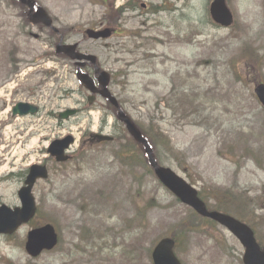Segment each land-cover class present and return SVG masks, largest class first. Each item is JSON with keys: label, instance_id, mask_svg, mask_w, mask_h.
<instances>
[{"label": "rangeland", "instance_id": "rangeland-1", "mask_svg": "<svg viewBox=\"0 0 264 264\" xmlns=\"http://www.w3.org/2000/svg\"><path fill=\"white\" fill-rule=\"evenodd\" d=\"M12 1L0 0V205H20L29 166L46 163L49 176L33 187V220L0 234V264H152L164 236L176 237L182 264H243L234 235L158 181L113 106L100 96L87 104L73 60L54 53L60 36L110 73L111 93L157 162L210 209L248 223L264 247V108L253 91L264 83V0H226L229 28L212 22L211 0H36L59 34L30 24ZM101 26L116 33L87 38L86 29ZM18 102L39 111L13 118ZM69 108L80 111L59 119ZM94 132L114 140L83 142ZM66 135L75 139L72 159L56 163L46 147ZM45 223L57 247L31 257L26 235Z\"/></svg>", "mask_w": 264, "mask_h": 264}, {"label": "water", "instance_id": "water-1", "mask_svg": "<svg viewBox=\"0 0 264 264\" xmlns=\"http://www.w3.org/2000/svg\"><path fill=\"white\" fill-rule=\"evenodd\" d=\"M24 2H29V6L31 7L30 10H32L34 3L31 1ZM209 13L212 20L220 26L228 27L233 23V14L229 10L225 0H212L209 5ZM33 22H43L45 26H50L52 20L44 8L38 7L34 13ZM86 33L89 38L100 39L108 38L111 35L112 30L111 28H104L100 30L87 29ZM75 46V44L67 45L59 43L57 51L65 53L71 59H76L78 62L77 64L80 66L83 65V62H81L83 59H87L92 62L96 61V57L94 55H84L73 52ZM77 77L78 80L92 92V95L89 96V101L91 103L92 98L94 97L93 93L96 91V89L92 87V84H94L93 80L88 76V74L83 72H79ZM109 78V74L105 71L101 72L99 75L100 82L103 85L100 95L108 98L113 105L118 106L117 100L111 96L106 87ZM253 91L260 104L264 107V83H256ZM37 110L38 108L32 104L18 102L12 108V114H34ZM76 112V109H67L59 113L58 117L60 119H65L74 115ZM118 118L124 123L128 133L133 137V139L143 144L148 157V162L157 179L170 192H172L180 202L193 208L199 215L213 219L231 232L244 247V253L242 256L243 264H264V249H262L258 244L254 236V231L247 224L229 214L216 210H209L206 204L199 198L197 190L192 185L177 175L169 167L158 165L152 154L151 147L142 136L140 129L134 121L122 110H119ZM92 137L98 142L111 141L113 139L112 136L102 133H95ZM73 141L74 139L71 135L62 139L53 140L47 147V152L50 156L54 157L57 162L67 161L71 158V156L65 151ZM47 177L48 169L45 164H33L29 167L23 185L17 192L20 205L13 208L5 204L0 205V234H12L18 229V227L29 222L33 218L37 211V206L35 197L32 193V188L38 179H46ZM57 241L58 236L54 226L47 223L28 231L25 249L29 255L36 257L43 250L53 249L56 246ZM174 245L175 241L173 238L165 237L159 240L151 252L153 264H182L174 253Z\"/></svg>", "mask_w": 264, "mask_h": 264}, {"label": "flooded vegetation", "instance_id": "flooded-vegetation-1", "mask_svg": "<svg viewBox=\"0 0 264 264\" xmlns=\"http://www.w3.org/2000/svg\"><path fill=\"white\" fill-rule=\"evenodd\" d=\"M24 1H31L33 2V7H32V10L31 7L29 6V2H24ZM14 0L11 2V4H19V5H22L23 7H26V11L24 13L25 15V18L27 19V21L32 24V25H39V26H44L46 29H48L50 32H55L57 34H59V30L57 28H53V27H46L43 22H39V23H34L33 20H34V13L36 12V9L38 8V4L36 2V0ZM22 3V4H21ZM141 8L142 10L147 13V12H154L153 10H150L149 9V6L146 4V3H142L141 4ZM159 9H162L159 8ZM18 16V15H17ZM8 24V23H7ZM5 24V25H7ZM101 27H98V28H93V29H100ZM114 33H116V29L114 28ZM113 33V34H114ZM60 39L58 40V42L55 44V47H54V53L55 55H61L62 57H65V58H68L69 56L66 55L65 53L63 52H58L57 51V46L59 43H62V44H67L63 41L62 37L60 36L59 37ZM75 48H74V51L75 53H80V54H85V55H89L88 53H85L81 50H78V44L75 43ZM18 48L15 49V52L17 51ZM70 58V57H69ZM71 59V58H70ZM73 60V59H72ZM78 62L76 60H73V64H74V67H75V76L77 78V81L79 83V85L86 91L85 93H90L88 92V89L78 80V77H77V74L79 72H83V73H86L88 74V76L93 80L94 84H92V87H94L96 89V91L94 92L95 95L94 97L92 98V102L90 103L89 102V97L86 95V101L87 103L89 102V105L94 103L96 101V98H97V95H99V93H101L102 89H103V85L102 83L100 82V79H99V75L101 74V72L105 71L103 69H101V67L98 65V60L96 59L95 62H92L90 60H87V59H83V65L80 66L77 64ZM110 82H111V79L109 78V81H108V84H107V88L108 90L110 91L109 89V86H110ZM81 92L83 93L82 89H80ZM111 93V91H110ZM78 110L80 111V108H78ZM78 111V112H79ZM13 118H15L16 116H13ZM90 135V134H89ZM83 142H87L89 146H93V145H96V144H103V142H98L96 141V139L92 138V137H89L86 139V141H83Z\"/></svg>", "mask_w": 264, "mask_h": 264}, {"label": "trees", "instance_id": "trees-1", "mask_svg": "<svg viewBox=\"0 0 264 264\" xmlns=\"http://www.w3.org/2000/svg\"><path fill=\"white\" fill-rule=\"evenodd\" d=\"M149 141V140H148ZM150 142V141H149ZM176 239V237H174Z\"/></svg>", "mask_w": 264, "mask_h": 264}]
</instances>
